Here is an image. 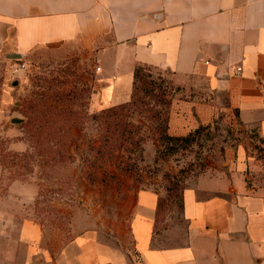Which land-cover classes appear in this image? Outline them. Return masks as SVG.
I'll list each match as a JSON object with an SVG mask.
<instances>
[{
  "label": "crops",
  "instance_id": "1",
  "mask_svg": "<svg viewBox=\"0 0 264 264\" xmlns=\"http://www.w3.org/2000/svg\"><path fill=\"white\" fill-rule=\"evenodd\" d=\"M63 45L97 57L104 107L130 102L136 68L148 66L204 82L247 133L185 189L183 244L156 245L155 190L99 194L106 203L76 206L64 229L40 217L31 184L13 182L8 196L26 202L25 215L0 196V264H264V0H0V56ZM119 73L131 98L114 105ZM181 102L190 128L212 120L207 102Z\"/></svg>",
  "mask_w": 264,
  "mask_h": 264
},
{
  "label": "rangeland",
  "instance_id": "2",
  "mask_svg": "<svg viewBox=\"0 0 264 264\" xmlns=\"http://www.w3.org/2000/svg\"><path fill=\"white\" fill-rule=\"evenodd\" d=\"M124 74L117 75L114 105L131 98ZM97 75V57L70 45L37 48L20 60L0 56L3 202L21 218L26 202L8 196V188L29 183L40 217L68 229L76 206L106 203L99 194L126 197L148 188L160 195L156 245L183 244L185 189L219 169L246 130L226 100L200 80L142 67L132 100L104 107L96 98ZM194 97L212 107L213 118L190 128L186 106L176 104ZM177 116L188 128L184 133L173 128ZM14 117L23 123H12Z\"/></svg>",
  "mask_w": 264,
  "mask_h": 264
},
{
  "label": "water",
  "instance_id": "3",
  "mask_svg": "<svg viewBox=\"0 0 264 264\" xmlns=\"http://www.w3.org/2000/svg\"><path fill=\"white\" fill-rule=\"evenodd\" d=\"M23 56L21 55V54H19V53H15V54H12V55H10V56H8L7 58L8 59H16V60H20L21 58H22ZM15 84H17V83H15ZM12 123H14V124H20V123H23V119H21V118H19V117H14V118H12Z\"/></svg>",
  "mask_w": 264,
  "mask_h": 264
},
{
  "label": "trees",
  "instance_id": "4",
  "mask_svg": "<svg viewBox=\"0 0 264 264\" xmlns=\"http://www.w3.org/2000/svg\"><path fill=\"white\" fill-rule=\"evenodd\" d=\"M142 67H146V66H138V67L136 68V71H135V82H134V86L136 85L137 80H138V78H139V76H140V70H141ZM133 94H134V91H133ZM132 98H133V97H132Z\"/></svg>",
  "mask_w": 264,
  "mask_h": 264
},
{
  "label": "built area",
  "instance_id": "5",
  "mask_svg": "<svg viewBox=\"0 0 264 264\" xmlns=\"http://www.w3.org/2000/svg\"><path fill=\"white\" fill-rule=\"evenodd\" d=\"M23 66H25V65H23Z\"/></svg>",
  "mask_w": 264,
  "mask_h": 264
}]
</instances>
